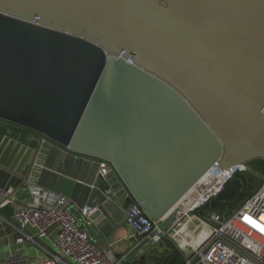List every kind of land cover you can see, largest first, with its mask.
Wrapping results in <instances>:
<instances>
[{
    "label": "water",
    "instance_id": "95a60500",
    "mask_svg": "<svg viewBox=\"0 0 264 264\" xmlns=\"http://www.w3.org/2000/svg\"><path fill=\"white\" fill-rule=\"evenodd\" d=\"M0 122L91 241L132 204L164 232L213 166L264 160V0H0Z\"/></svg>",
    "mask_w": 264,
    "mask_h": 264
},
{
    "label": "built area",
    "instance_id": "2783aa9c",
    "mask_svg": "<svg viewBox=\"0 0 264 264\" xmlns=\"http://www.w3.org/2000/svg\"><path fill=\"white\" fill-rule=\"evenodd\" d=\"M127 63L132 62L128 59ZM246 168V165L226 169L213 166L192 187L198 199L164 232L154 234L158 222L148 219L136 204L124 211L125 222L137 237V243L146 240L145 250L149 252L163 241L172 243L182 258L180 264H264V178L256 192L229 216L223 218L213 211L203 217L195 214L218 196L229 179ZM110 171L106 162L98 163V175L106 177ZM18 192L25 193L30 203H19ZM22 192L0 189V209L13 207L11 221L0 215V227L13 223L20 234L19 243H36L55 228V251L49 253L42 264H118L110 251L95 246L87 233L77 226L67 198L35 185H26ZM87 214L83 209L82 215ZM27 228L33 232H26ZM24 262L22 257L10 256L3 264Z\"/></svg>",
    "mask_w": 264,
    "mask_h": 264
},
{
    "label": "crops",
    "instance_id": "0c3cea01",
    "mask_svg": "<svg viewBox=\"0 0 264 264\" xmlns=\"http://www.w3.org/2000/svg\"><path fill=\"white\" fill-rule=\"evenodd\" d=\"M37 148L42 149V142L36 135L0 122V189L12 188L13 190L22 192V189H24L26 185H35L31 183L32 177L30 176L26 180V176L29 172L28 162L32 157V152L30 154L29 150H34L36 152ZM38 154H40L39 151ZM18 200L19 203H30V200L23 192H18ZM7 207L9 208L8 211L10 216L5 217L2 213H0V215L7 219V221H11L13 213L12 206H6L0 209V211ZM124 220L123 217L122 223L124 226L119 227L114 234L104 237L100 234L99 230L96 229V236L92 241L90 240L99 249L110 251L115 260L116 255L124 256L138 242L134 232L125 224ZM26 232H33V230L27 228ZM56 233V229L52 228L47 232L45 237L37 239L36 243H19L17 242V238L20 234L13 223L11 225L1 226L0 264H3L4 259L10 256L22 257L25 259L24 264H42L49 257V253L55 251L53 241ZM155 250H158L161 255H165V252L174 254L172 259H177L175 264H180L182 261L176 247L168 241H163L151 252H149V250H144L142 254L144 256L147 255V253L153 254ZM138 257L139 255L130 259L126 264H134V261H136ZM156 260L157 259H150L148 263L153 264Z\"/></svg>",
    "mask_w": 264,
    "mask_h": 264
},
{
    "label": "trees",
    "instance_id": "16d2710c",
    "mask_svg": "<svg viewBox=\"0 0 264 264\" xmlns=\"http://www.w3.org/2000/svg\"><path fill=\"white\" fill-rule=\"evenodd\" d=\"M248 170L237 172L229 179L217 197L209 200L202 208L196 211V215L203 217L207 212L213 211L225 218L243 205L260 187L264 178V160H255L246 164ZM8 207L0 211L5 217H9ZM174 254L165 252L162 258L153 264H175L177 259H172ZM136 264H148L145 257Z\"/></svg>",
    "mask_w": 264,
    "mask_h": 264
},
{
    "label": "rangeland",
    "instance_id": "374dc122",
    "mask_svg": "<svg viewBox=\"0 0 264 264\" xmlns=\"http://www.w3.org/2000/svg\"><path fill=\"white\" fill-rule=\"evenodd\" d=\"M247 167V166H246ZM248 170V168H246V171ZM211 200V199H210ZM180 256V255H179ZM179 262H180V260H179Z\"/></svg>",
    "mask_w": 264,
    "mask_h": 264
}]
</instances>
